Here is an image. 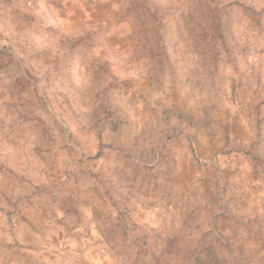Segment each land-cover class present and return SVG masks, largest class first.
Listing matches in <instances>:
<instances>
[{
	"label": "clouds",
	"instance_id": "1",
	"mask_svg": "<svg viewBox=\"0 0 264 264\" xmlns=\"http://www.w3.org/2000/svg\"><path fill=\"white\" fill-rule=\"evenodd\" d=\"M37 3L44 24L0 23V49L36 77L24 92L12 87L15 76L0 81L10 93L0 99V264H43L56 232L79 241L58 256L64 264H207L209 245L219 264H264V158L252 179L247 155L264 118V80L237 70L264 74V52L246 63L236 56L249 44L264 48V0H180L174 27L189 67L203 73L198 85L170 74L159 43L88 40L105 29L131 41L134 19L130 31L113 26L129 0ZM12 11L0 2V18ZM77 38L91 50L83 69L48 82L34 51L47 41L63 56ZM213 105L223 125L238 120L246 135L202 131ZM225 169L234 170L230 181ZM253 184L259 191L242 206Z\"/></svg>",
	"mask_w": 264,
	"mask_h": 264
},
{
	"label": "rangeland",
	"instance_id": "2",
	"mask_svg": "<svg viewBox=\"0 0 264 264\" xmlns=\"http://www.w3.org/2000/svg\"><path fill=\"white\" fill-rule=\"evenodd\" d=\"M0 2L13 9L10 16L0 18V23L7 20L13 26L20 27L22 24L30 28L37 21H39L40 24H44L49 19L47 10L45 9L42 11L37 0H33L32 8L28 7L26 0H0ZM129 2L133 7L123 9L120 19L117 20L116 24L113 26H121L123 29L130 31L131 25H129L128 20L134 19L137 23L138 31L136 34H133L131 41L123 32L120 36L109 39L105 35V29L90 32L88 40L95 46L101 47L105 45L110 47L113 41H123L125 42V46H127L128 43L137 42L144 44L159 43L160 51L163 52L164 59L168 62L170 74L174 75L178 82H183L185 84L195 82L198 85L200 83L199 77L202 76L203 73L199 69L189 67L188 56L178 43L177 30L174 27L177 14H179L181 18H184V10L180 0H129ZM37 13H39V15H37ZM45 31L55 34L56 30L49 24ZM83 43L82 39L77 38L75 43H69V51L63 56H60L57 54V49L45 41L43 47L34 51L32 57L33 63L44 70V75L48 82H60L62 80L66 82L68 79L72 78L77 71L83 69V64L89 56L91 50L85 51ZM255 52H264V48L259 47V42H257L256 45L249 44L241 48L236 53V56L239 61H244L246 63V58ZM0 57H8L6 63H0V81L15 76L16 80L12 84V87L24 92L31 85V81L36 79V77H33L32 72L29 71L28 68H25L23 64L11 58V54L6 48L0 49ZM237 70L240 76L245 79L259 75L260 80H264V74L251 71L248 67H245L244 64L238 63ZM230 88L235 92V85H230ZM7 94L10 93H6L3 89H0V99ZM261 104H264V101H261ZM261 104L255 105V109L258 110ZM13 107H15V105H13ZM185 107H187V105H185ZM220 111L217 105L212 106V110L208 113L207 118L200 122L202 131H207V128L211 127L215 129L217 133L227 135L229 138L237 135H246L243 126L238 120L232 121L230 125H223L222 121L217 119L220 115ZM224 112L226 113L224 119L230 118L231 113L228 112L227 109H225ZM244 112L245 119L252 114V110L249 108H245ZM24 119L27 123V118ZM99 155L100 153L97 152V156ZM221 155H231V153H221ZM247 155L250 156L254 162L251 178L258 179L259 173L256 171V168L261 163L262 158H264V118L256 120L255 138L249 147ZM224 171L227 172L225 179L230 181L234 175V170L225 169ZM37 190H41L40 186H37ZM63 191V187L59 188L57 196L59 197ZM257 191H259V186L255 184L251 185L248 193L242 194L244 199L240 201L241 205L246 207V200ZM0 211H3V209L0 208ZM61 211H64V209L61 208ZM7 215L11 219L12 213L9 212ZM41 216H44V212H41ZM220 218L227 219V213H222ZM0 219H2V217H0ZM20 219L31 227L27 216H21ZM85 239H87V237H85ZM78 244L79 241L73 235L66 236L64 232H56L55 235H51L49 239L51 252L43 253V257L45 258L43 264H64V260L67 259V257L58 259V256L69 249H73V246ZM57 250H59V253H57ZM203 251L204 255L207 257V264H219V259L212 246L209 245L204 248Z\"/></svg>",
	"mask_w": 264,
	"mask_h": 264
}]
</instances>
